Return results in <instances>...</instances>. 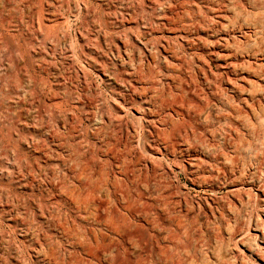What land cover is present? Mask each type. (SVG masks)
<instances>
[{
  "label": "rangeland",
  "instance_id": "rangeland-1",
  "mask_svg": "<svg viewBox=\"0 0 264 264\" xmlns=\"http://www.w3.org/2000/svg\"><path fill=\"white\" fill-rule=\"evenodd\" d=\"M256 14L264 23V0H0V264H60L44 255L48 244L62 264L88 259L56 227V217L76 215L58 205L44 176L63 170L55 127L71 122L81 136L95 107L114 116L115 149L140 156L138 187L114 156V194L127 193L138 209L153 205L149 224L136 217L144 227L132 229L159 243L161 264H264V156L229 162L241 141L261 148L252 131L264 121ZM169 19H179L180 32ZM180 86L210 119L200 116L195 138L173 144L163 124ZM161 101L169 108L154 114ZM152 168L166 206L154 199ZM115 209L125 213L123 204Z\"/></svg>",
  "mask_w": 264,
  "mask_h": 264
},
{
  "label": "bare ground",
  "instance_id": "bare-ground-1",
  "mask_svg": "<svg viewBox=\"0 0 264 264\" xmlns=\"http://www.w3.org/2000/svg\"><path fill=\"white\" fill-rule=\"evenodd\" d=\"M178 1L180 0H172L174 4ZM255 16L254 26L264 30V23L258 18V14ZM168 23L173 26L171 30L175 33L181 31H177L179 19H169ZM148 78L152 79L150 76ZM149 83L154 86L152 81ZM180 87L181 90L178 91L179 93L176 92L177 95L175 96L177 102L171 106L173 110L168 115L170 120H166L163 124L168 127L170 142L173 144L178 138H182L186 143L192 140V136L195 138L198 130L202 128L200 116L204 119L202 121L204 124L210 119L208 114L202 113L201 107L190 95L188 89ZM133 92L135 93V90ZM185 97H189V101ZM90 102V100H86L84 104L88 106L91 104ZM167 108L169 106L161 101L159 109L157 108L153 113H158L161 109ZM187 108L192 109V111ZM93 115L95 116L92 121L93 128L91 130L84 128L81 136H75L77 126L71 122L64 128L63 132L56 130L57 126L55 127L52 138L57 139L59 146L66 150V155L59 158L63 170L57 167L58 176L47 174L44 176L48 178L46 180L50 190L59 197L58 205L67 206L76 215V218L67 214L56 217L54 219L56 227L67 240H71L74 244L79 243L88 254V256L86 255L88 259L73 255L68 258L67 263L103 264L106 262L105 264H112L115 257L118 264H121L122 258L126 260V264H149V260L154 254L155 260L161 264L164 260V252L159 243L154 246L148 234L145 232L136 234L132 229L136 217L142 218L147 225L149 224L148 217L155 211L150 209L153 205L145 202L141 205L142 209H138L136 201L127 193L118 191L114 194V156L126 167L124 174L127 179H132L131 183L136 187H138V182L134 176L137 170L135 165L140 160V156L135 154V159L127 158L130 150H127L125 146L122 150L115 149L114 116L110 113H104L98 107H95ZM175 116L177 120L172 119ZM225 126L226 123H223V127ZM252 131L261 148L256 149L250 141H241L234 156L229 159L230 164L245 165L247 160L251 164H260L264 156V121L252 125ZM90 137L96 142H90ZM190 146L196 147V144ZM33 147L36 149L35 144ZM25 170L28 175L33 172L32 169L25 168ZM150 171L149 182L154 187V199L161 206H166L165 198L161 195L163 190L162 178L153 168ZM138 196L141 199L142 195L138 194ZM114 202L123 204L125 213L117 209L114 210ZM77 218L80 221L78 229L82 233L85 232L84 235L75 234L74 225L77 223ZM85 225H90L93 228L87 229ZM133 226L134 229L144 227L136 224ZM103 230L110 234L115 232L122 239V245L114 243V239L105 234ZM128 245L134 250L133 252L130 251ZM57 248V245L48 244L42 248V251L51 261L62 264L63 260L60 259V256L58 257Z\"/></svg>",
  "mask_w": 264,
  "mask_h": 264
}]
</instances>
